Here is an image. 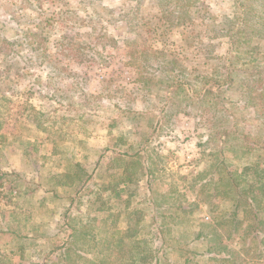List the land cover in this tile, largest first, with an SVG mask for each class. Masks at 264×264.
<instances>
[{"label": "rangeland", "instance_id": "rangeland-1", "mask_svg": "<svg viewBox=\"0 0 264 264\" xmlns=\"http://www.w3.org/2000/svg\"><path fill=\"white\" fill-rule=\"evenodd\" d=\"M76 163L92 178L72 206ZM247 167L264 170V0H0L1 257L43 264L110 207L141 212L161 264H231L195 237Z\"/></svg>", "mask_w": 264, "mask_h": 264}, {"label": "trees", "instance_id": "trees-1", "mask_svg": "<svg viewBox=\"0 0 264 264\" xmlns=\"http://www.w3.org/2000/svg\"><path fill=\"white\" fill-rule=\"evenodd\" d=\"M75 166L73 180L76 179V183L69 196L72 206L82 198L79 196L85 191L88 181L92 178V175L88 174L80 164L76 163ZM253 170V167H247L241 174L247 175ZM253 173L255 178L242 186L243 178L240 174L226 171L224 182L229 184V189L225 193L229 195L233 192L231 213L224 220L211 225L210 234L204 235L202 231L195 237L207 240L210 245L215 243V247L221 249L215 251L214 245L210 246V252H216L215 256L221 252L229 255V258L220 257L221 261L242 264L244 259L241 255L245 257L254 247L262 248L261 251L264 252V237H262L264 234V170H254ZM70 175L72 174H69L71 179ZM3 178L4 175H0V200L3 196L1 191L4 184ZM131 180L132 176L129 172L124 171L120 182L126 185ZM117 190L111 191L119 197L120 193ZM171 209L170 206L168 208L160 206L157 213L164 217L165 212ZM111 210L110 207L107 210H97L99 213L103 211L108 213V216L97 225L95 219L81 228L70 225L68 239L49 252L43 264H161L159 257L150 255L148 242L139 239V236H142L144 220L141 212L135 210L122 215V213H112ZM243 222H247L246 226H243ZM120 223H125V226L121 227ZM155 233L162 237L165 234L164 224L158 225ZM237 238H240L244 245L241 252L230 247ZM153 260H155L154 263H152ZM0 264L13 263L11 259L0 256Z\"/></svg>", "mask_w": 264, "mask_h": 264}]
</instances>
